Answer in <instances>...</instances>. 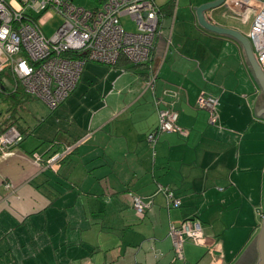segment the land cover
Instances as JSON below:
<instances>
[{
  "label": "crops",
  "instance_id": "crops-1",
  "mask_svg": "<svg viewBox=\"0 0 264 264\" xmlns=\"http://www.w3.org/2000/svg\"><path fill=\"white\" fill-rule=\"evenodd\" d=\"M155 1L160 34L148 63L121 57L116 71L87 62L57 108L18 94L0 111L2 125L13 122L22 134L17 145L0 151V264L259 260L264 111L257 112L264 92L244 44L202 25L196 7L215 0ZM257 3L227 0L202 14L209 25L249 41L239 22L254 16ZM151 71L156 77L149 87ZM201 95L218 98L215 124L199 105ZM31 98L39 102H29L32 118L23 127L14 113L25 111ZM166 108L178 113L184 132L164 131L151 142L158 110ZM56 152L65 155L55 170L45 167ZM132 195L148 204L143 213ZM191 218L201 221L208 245L186 241L176 256L169 225Z\"/></svg>",
  "mask_w": 264,
  "mask_h": 264
},
{
  "label": "built area",
  "instance_id": "built-area-1",
  "mask_svg": "<svg viewBox=\"0 0 264 264\" xmlns=\"http://www.w3.org/2000/svg\"><path fill=\"white\" fill-rule=\"evenodd\" d=\"M92 1L94 6L86 8L73 0H15L17 9L11 0H0V72L10 68L24 92L40 98L53 110L75 89L87 62L113 67L123 57L136 65L148 63L160 34L157 3L154 0ZM251 1L239 0V3L248 7ZM49 8L56 10L62 21L51 36H46L41 26L45 16L50 15ZM42 11L44 16L35 15ZM123 16L134 22V30L124 28ZM247 37L264 73V0L257 3ZM26 68L30 70L25 71ZM155 77L156 73L151 71L146 85L152 87ZM218 104V98L213 95H201L199 99V105L208 112L210 124L218 119ZM158 118L156 129L147 136L149 141H155L164 131L184 132L176 123L175 110L159 109ZM21 139L22 134L15 126L3 129L0 121V151L17 145ZM64 155L52 154L46 159L45 167L55 170ZM164 190L169 203L178 206L180 200L167 188ZM131 197L136 212L143 213L148 204L138 196ZM169 236L176 256H182L186 241L208 245L197 218L170 223Z\"/></svg>",
  "mask_w": 264,
  "mask_h": 264
},
{
  "label": "rangeland",
  "instance_id": "rangeland-1",
  "mask_svg": "<svg viewBox=\"0 0 264 264\" xmlns=\"http://www.w3.org/2000/svg\"><path fill=\"white\" fill-rule=\"evenodd\" d=\"M73 2H74V4H76L78 6H83L86 8H91L94 6V2L92 0H73ZM174 2H175V0H171V5H174ZM155 3H156V1H155ZM47 10H48L50 15L45 16L44 23L42 24L41 29L43 30V32L46 36H51L54 33L57 26L61 23L62 16L56 10H54L52 8H49ZM43 14H44V11H42L40 13H35V15L38 17L44 16ZM253 17H254L253 14L250 13L247 18L240 20L239 28L241 29V31H243L245 33H247L249 31L250 24L253 20ZM121 23L123 24L124 28L127 30H134L135 29L134 22L130 19L129 16H123L121 18ZM88 63H90V62H88ZM91 63H94V62H91ZM105 67L110 68L108 66H105ZM110 70H116L117 71V68L112 67V68H110ZM0 80L2 81L4 86H6L5 91L0 90V111L6 109L7 107L12 106V105H14V103H16V100H14V98H12L11 94H9L10 92L16 90L17 93H15L14 95L19 94L20 96L27 97L26 94H28V93L23 91L20 83L13 76L10 68L7 67L0 73ZM35 101H38V99L37 98H31V100L24 102L23 107L25 106V108H24L25 111H19L17 109L15 110L14 118L17 119V123L22 125L23 127H24V119L27 120L28 116H30L29 118H32V115L30 114V112H28V111H30V110H28V108H29L28 105L30 104L29 102H35ZM14 107H16V106H14ZM108 181H111V180H107V182Z\"/></svg>",
  "mask_w": 264,
  "mask_h": 264
},
{
  "label": "water",
  "instance_id": "water-1",
  "mask_svg": "<svg viewBox=\"0 0 264 264\" xmlns=\"http://www.w3.org/2000/svg\"><path fill=\"white\" fill-rule=\"evenodd\" d=\"M225 1L226 0H215V1H212V2H207L205 4H202L199 7H196V6H193V7H196L197 8L198 16H199V18H200V20L202 22V25H204V26H206L208 28H211L214 31L229 33V34L237 37L244 44L245 49H246V52L248 54V58L250 60V63H251V66H252V69H253V72H254V75H255V77H256V79H257V81H258L261 89L264 92V73H263L260 65L258 64V62H257V60H256V58H255V56L253 54V51L251 49L250 43L247 40V38H245L244 36H241L235 30L221 28V27H214L213 25H209L206 22L205 17H203L202 8H205L206 6L208 8L216 7V6L224 3ZM260 111H264V107L261 108L257 112V114ZM257 247H258V251H259V260L257 261L256 264H264V219H263L262 226H261V229H260L259 234H258Z\"/></svg>",
  "mask_w": 264,
  "mask_h": 264
},
{
  "label": "trees",
  "instance_id": "trees-1",
  "mask_svg": "<svg viewBox=\"0 0 264 264\" xmlns=\"http://www.w3.org/2000/svg\"><path fill=\"white\" fill-rule=\"evenodd\" d=\"M98 3H102L104 0H96ZM117 65V64H116ZM115 65V66H116ZM1 73V72H0ZM0 83H1V85H2V88H1V90H3V91H5L6 90V86H4V84L2 83V81L0 80ZM16 93V90L15 91H12V92H10L9 94H11V96H15L14 94ZM11 107H9V109H10ZM2 124H3V122H1ZM10 125H13V122L12 123H8V124H6V125H2V128L3 129H5L6 127H8V126H10Z\"/></svg>",
  "mask_w": 264,
  "mask_h": 264
},
{
  "label": "clouds",
  "instance_id": "clouds-1",
  "mask_svg": "<svg viewBox=\"0 0 264 264\" xmlns=\"http://www.w3.org/2000/svg\"><path fill=\"white\" fill-rule=\"evenodd\" d=\"M11 2L13 3V5H14L15 7H17V9L19 8V5L15 3V0H11ZM26 69H27V68H26ZM29 70H30V69H27V71H29Z\"/></svg>",
  "mask_w": 264,
  "mask_h": 264
},
{
  "label": "snow or ice",
  "instance_id": "snow-or-ice-1",
  "mask_svg": "<svg viewBox=\"0 0 264 264\" xmlns=\"http://www.w3.org/2000/svg\"><path fill=\"white\" fill-rule=\"evenodd\" d=\"M25 71H27V69H25Z\"/></svg>",
  "mask_w": 264,
  "mask_h": 264
}]
</instances>
